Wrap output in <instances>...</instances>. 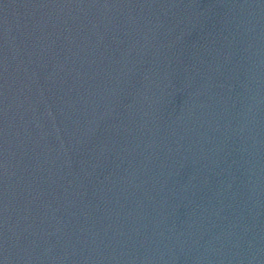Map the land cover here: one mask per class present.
Here are the masks:
<instances>
[{
    "label": "water",
    "instance_id": "95a60500",
    "mask_svg": "<svg viewBox=\"0 0 264 264\" xmlns=\"http://www.w3.org/2000/svg\"><path fill=\"white\" fill-rule=\"evenodd\" d=\"M0 264H264V0H0Z\"/></svg>",
    "mask_w": 264,
    "mask_h": 264
}]
</instances>
